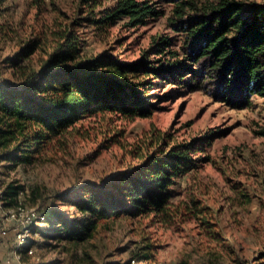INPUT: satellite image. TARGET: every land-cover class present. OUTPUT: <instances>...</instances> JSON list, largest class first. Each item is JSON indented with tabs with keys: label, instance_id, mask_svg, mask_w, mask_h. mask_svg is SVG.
<instances>
[{
	"label": "rangeland",
	"instance_id": "374dc122",
	"mask_svg": "<svg viewBox=\"0 0 264 264\" xmlns=\"http://www.w3.org/2000/svg\"><path fill=\"white\" fill-rule=\"evenodd\" d=\"M152 1L162 13L145 24L128 26L124 19L102 36L80 29L87 49L136 61L160 35L173 39V49L180 48L184 36L169 24L173 5ZM247 1L250 8L262 0ZM114 2L104 0L97 11ZM83 9L81 0H6L0 10V79L13 80L7 58L32 39L38 46L31 64L37 66L53 50L52 30ZM150 92L154 106L146 117L86 116L77 123L82 133L67 150L46 149L14 167L0 161V196L16 180L25 187L20 198L28 208L39 213L51 204L61 212L58 220L72 221L77 208L71 200L83 193L82 186L107 185L148 154L197 138L196 167L173 185L176 203L186 202L183 214L166 222L123 214L83 242L60 234L56 229L62 225L52 218L42 224L48 235L30 232L37 243L22 258L24 264H264V96L252 94L249 104L235 107L208 85L185 87L172 79L159 81ZM118 130L117 140H108ZM10 208L0 197L1 219ZM147 240L156 245L155 260L135 261L134 251Z\"/></svg>",
	"mask_w": 264,
	"mask_h": 264
},
{
	"label": "trees",
	"instance_id": "16d2710c",
	"mask_svg": "<svg viewBox=\"0 0 264 264\" xmlns=\"http://www.w3.org/2000/svg\"><path fill=\"white\" fill-rule=\"evenodd\" d=\"M6 0H0V10ZM42 0H35L40 3ZM104 0H81L84 9L69 22L52 30L53 50L31 64L37 49L35 39L7 58L13 80L0 79V161L11 167L34 160L43 150H67L77 123L86 116L108 114L125 119L146 117L153 112V86L172 79L181 86L212 87L215 95L235 107L250 103V96H264V0H159L172 4L169 24L184 36L173 49L170 36L155 37L141 59L120 60L113 51L92 54L80 29L109 35L110 28L124 20L128 26L145 24L162 10L152 0H116L98 10ZM121 130L111 131L117 140ZM200 139L181 142L153 152L137 166L120 172L107 185L80 188L83 193L72 203L77 213L72 221L61 219L53 205L40 209L33 234L56 218V230L69 240L83 242L126 214L152 216L161 222L183 214L186 203L174 200L176 178L196 167L192 155ZM201 143V142H200ZM199 143V144H200ZM23 184L10 181L1 193L7 207L16 206ZM187 211H192L187 207ZM187 213V212H186ZM16 237V231L14 233ZM27 249L35 248L28 238ZM134 260L154 261L156 245L144 242L134 251ZM182 264H189L187 261Z\"/></svg>",
	"mask_w": 264,
	"mask_h": 264
},
{
	"label": "built area",
	"instance_id": "2783aa9c",
	"mask_svg": "<svg viewBox=\"0 0 264 264\" xmlns=\"http://www.w3.org/2000/svg\"><path fill=\"white\" fill-rule=\"evenodd\" d=\"M24 191H22L19 195V202L16 206H12V208L9 209V214L6 215V218H2V221L6 224L8 223L7 220L14 222L18 221L16 223V226L14 227V230L16 231V238L18 239V251H19V257H22V252L27 249V247L23 250V246L28 241L29 234L32 229V225L37 223V216L38 212L34 208H28L22 199L20 198ZM1 219V218H0ZM3 225L0 227V232L2 234H7L9 231V227L7 225ZM29 253L34 252V247L28 248Z\"/></svg>",
	"mask_w": 264,
	"mask_h": 264
},
{
	"label": "crops",
	"instance_id": "0c3cea01",
	"mask_svg": "<svg viewBox=\"0 0 264 264\" xmlns=\"http://www.w3.org/2000/svg\"><path fill=\"white\" fill-rule=\"evenodd\" d=\"M5 224L0 219V227ZM6 225L9 227L8 233L0 232V264H24L22 257H19L18 239L14 236L16 223L10 221Z\"/></svg>",
	"mask_w": 264,
	"mask_h": 264
}]
</instances>
